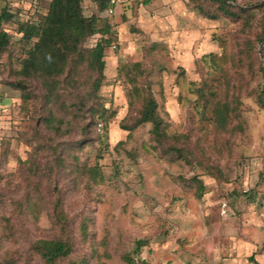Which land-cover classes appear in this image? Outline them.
Here are the masks:
<instances>
[{
    "label": "rangeland",
    "instance_id": "rangeland-1",
    "mask_svg": "<svg viewBox=\"0 0 264 264\" xmlns=\"http://www.w3.org/2000/svg\"><path fill=\"white\" fill-rule=\"evenodd\" d=\"M145 1L123 0L113 16L100 13L119 34L117 47L106 50L99 91L116 112L107 126L83 133L75 125L59 137L39 126V103H24L21 91L7 84L8 54H0V264H44L32 247L58 236L52 220L58 197L73 240L62 264H128L125 257L133 264H254L251 257L264 264V109L257 103L264 85L257 42L263 14L253 11L248 27L241 19L205 18L191 0ZM263 1L235 4L251 8ZM49 3L9 5L19 12L3 24L14 56L21 47L17 23L39 20ZM83 7L86 15L98 12L92 0H83ZM131 78L151 86L173 136L169 144L185 145L193 154L189 163L154 146L150 125L121 129L140 108L129 96ZM198 86L236 99L237 115L226 130L211 113L201 114ZM101 152L99 184L81 169L94 166ZM194 175L205 184L202 196L194 184L185 188ZM138 240L144 242L139 250Z\"/></svg>",
    "mask_w": 264,
    "mask_h": 264
},
{
    "label": "trees",
    "instance_id": "trees-1",
    "mask_svg": "<svg viewBox=\"0 0 264 264\" xmlns=\"http://www.w3.org/2000/svg\"><path fill=\"white\" fill-rule=\"evenodd\" d=\"M14 1L16 0H0V54H8L11 80L7 84L21 91L24 103H39L37 123L55 136L67 135L75 125H80L83 133L90 127L100 124L103 126L102 122L107 126L116 112H110L101 102L99 91L106 79V50L111 46L117 47L115 43L119 41V34L114 26L100 15L102 12L107 13L110 0H92L98 12L91 15L85 14L83 0H50L47 12L39 20L17 23L21 47L20 54L15 56L11 50L12 37L3 28L4 22H10L19 15V12L15 14L9 10V5ZM191 1L205 18L241 19L248 27L253 11L263 14L261 34L257 37V42L261 46L259 70L264 80V1L251 8L236 5V0ZM145 3H149V0ZM96 36H99L96 44L86 46L89 39ZM247 45L250 49L251 43ZM15 64L18 67H14ZM128 80L132 86L129 96L141 102L132 123H121V129L131 133L139 126L150 125V141L154 146L162 148L164 153L175 160L189 163L193 154L185 145L169 144L173 136L169 132L168 123L161 117L159 103L151 86H141L135 78ZM194 91L198 96L196 103L201 114L211 113L210 119L217 127L226 130L231 115H237V107L233 103L236 99L221 97L211 86H198ZM257 103L264 109V85ZM81 145L82 142L76 143L78 148ZM54 152L55 162L64 168L65 160L56 150ZM102 156L101 152L94 166L81 169L82 173L99 184L104 182L99 164ZM74 159L78 161L77 157ZM184 183L185 188L193 184L197 186L199 196L204 194L205 184L197 175ZM248 196L255 198L254 194ZM30 203L33 209L34 202ZM52 220L54 228L59 232L58 236L38 240L32 248L44 264H62L73 251V240L71 220L59 197L53 207ZM4 221L9 225L7 218ZM80 231L86 241L88 218H83ZM143 244V240H138V250ZM125 261L133 264L129 257H125ZM251 261L260 264L253 257Z\"/></svg>",
    "mask_w": 264,
    "mask_h": 264
},
{
    "label": "built area",
    "instance_id": "built-area-1",
    "mask_svg": "<svg viewBox=\"0 0 264 264\" xmlns=\"http://www.w3.org/2000/svg\"><path fill=\"white\" fill-rule=\"evenodd\" d=\"M122 1L123 0H110L109 7L107 10L109 16H113L115 14L117 7L120 5ZM99 127L101 128L102 125L100 124Z\"/></svg>",
    "mask_w": 264,
    "mask_h": 264
}]
</instances>
